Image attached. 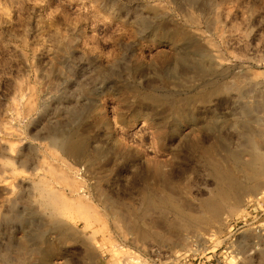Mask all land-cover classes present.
I'll return each mask as SVG.
<instances>
[{
	"label": "rangeland",
	"instance_id": "374dc122",
	"mask_svg": "<svg viewBox=\"0 0 264 264\" xmlns=\"http://www.w3.org/2000/svg\"><path fill=\"white\" fill-rule=\"evenodd\" d=\"M174 124L204 149L215 136L256 193L220 202L204 156L167 141ZM72 135L91 162L64 154ZM258 154L264 0H0V264H264V170L244 166ZM148 196L224 215L174 233L172 211H134Z\"/></svg>",
	"mask_w": 264,
	"mask_h": 264
},
{
	"label": "bare ground",
	"instance_id": "6f19581e",
	"mask_svg": "<svg viewBox=\"0 0 264 264\" xmlns=\"http://www.w3.org/2000/svg\"><path fill=\"white\" fill-rule=\"evenodd\" d=\"M177 62H183V57H177ZM179 113L177 114V118H179ZM176 121H178L176 119ZM192 127L191 132L198 131L202 134L212 133L214 127L212 125L211 119L203 118V119H193L189 118ZM177 126L174 124L172 129L170 130V136L167 138V141H171L173 137L176 136L177 141H181L185 144L187 150H194L200 153L201 157L204 156L203 166L207 168L213 180L214 188L212 189V194L223 203L229 205L230 210L236 209L240 207L243 202L246 201V197L249 195H254L256 193V186H245L241 184L237 178L232 174L231 170L226 165H221L219 161L215 158L217 154V138L213 136L210 141L211 143L207 146V149H204L203 146L199 144V142H189L186 143V137L183 136L179 130L176 129ZM63 152L68 157L73 158L76 162H91L93 155L87 152L86 146L84 143L76 138L75 136H68L61 142ZM203 154V155H202ZM258 165L261 170H264V156L262 155H254L252 157V162L244 165L246 169L251 170L253 167ZM251 167V168H250ZM158 178L162 180L165 185H170L171 181L169 176L159 175ZM115 201L111 202L114 204H121L122 206L129 207L124 199H118L115 197ZM134 211H140L142 219L146 218V213L150 211H160L162 216L164 212L172 211L174 213V217L168 218L163 216L161 218L160 224H162L167 230L170 232H178L180 228L191 230L193 228L198 227L200 224L204 223L203 215H208V219L213 222H218L224 212L220 209L219 205L209 201L203 200L198 207H194L188 202L179 201L173 198L172 196H168L165 198H157V196H148L145 197L141 202L134 204ZM202 216V217H201ZM149 223L155 225L156 223L149 219ZM180 225V227L178 226ZM134 231V235L138 239H147L150 238V235L147 233L141 232L136 226L131 228Z\"/></svg>",
	"mask_w": 264,
	"mask_h": 264
}]
</instances>
